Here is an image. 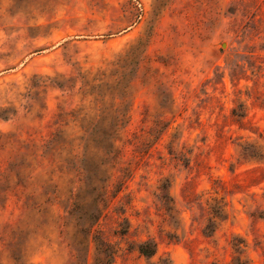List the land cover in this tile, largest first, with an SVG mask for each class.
I'll return each instance as SVG.
<instances>
[{
    "label": "rangeland",
    "instance_id": "rangeland-1",
    "mask_svg": "<svg viewBox=\"0 0 264 264\" xmlns=\"http://www.w3.org/2000/svg\"><path fill=\"white\" fill-rule=\"evenodd\" d=\"M0 264H264V0H0Z\"/></svg>",
    "mask_w": 264,
    "mask_h": 264
},
{
    "label": "trees",
    "instance_id": "trees-1",
    "mask_svg": "<svg viewBox=\"0 0 264 264\" xmlns=\"http://www.w3.org/2000/svg\"><path fill=\"white\" fill-rule=\"evenodd\" d=\"M138 252L140 255L150 258L156 253L155 245L154 243H143L139 246Z\"/></svg>",
    "mask_w": 264,
    "mask_h": 264
}]
</instances>
